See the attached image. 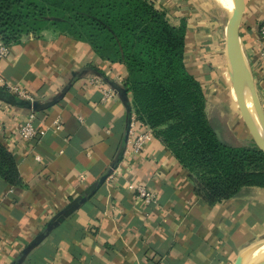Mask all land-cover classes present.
Instances as JSON below:
<instances>
[{
	"label": "crops",
	"instance_id": "0c3cea01",
	"mask_svg": "<svg viewBox=\"0 0 264 264\" xmlns=\"http://www.w3.org/2000/svg\"><path fill=\"white\" fill-rule=\"evenodd\" d=\"M153 1L172 23L187 20L186 67L208 103L225 111L222 95L234 94L223 90L231 78L229 1ZM262 21L264 0H243L240 40L254 78L262 77ZM0 78L33 97L11 94L17 104L0 97V145L12 152L22 179L12 187L0 178V264H234L264 236L261 190L214 206L197 197L188 171L138 120L125 65L45 30L10 46ZM31 112L46 134L27 143L18 132ZM132 125L152 138L125 159ZM129 183L144 185L155 202L145 204Z\"/></svg>",
	"mask_w": 264,
	"mask_h": 264
},
{
	"label": "trees",
	"instance_id": "16d2710c",
	"mask_svg": "<svg viewBox=\"0 0 264 264\" xmlns=\"http://www.w3.org/2000/svg\"><path fill=\"white\" fill-rule=\"evenodd\" d=\"M187 28V20L172 23L153 0H0L5 45L51 30L125 65V88L138 120L188 171L195 194L206 204L264 191V152L255 141L231 144L224 139L220 112L186 67ZM0 97L19 103L5 88ZM0 178L12 187L22 185L15 157L2 145Z\"/></svg>",
	"mask_w": 264,
	"mask_h": 264
},
{
	"label": "water",
	"instance_id": "95a60500",
	"mask_svg": "<svg viewBox=\"0 0 264 264\" xmlns=\"http://www.w3.org/2000/svg\"><path fill=\"white\" fill-rule=\"evenodd\" d=\"M226 29V57L232 83L248 118L254 141L264 152V106L240 40L243 0H231ZM32 107V104H31ZM32 109V108H31ZM219 138L221 135L217 132ZM234 264H264V239L239 252Z\"/></svg>",
	"mask_w": 264,
	"mask_h": 264
},
{
	"label": "built area",
	"instance_id": "2783aa9c",
	"mask_svg": "<svg viewBox=\"0 0 264 264\" xmlns=\"http://www.w3.org/2000/svg\"><path fill=\"white\" fill-rule=\"evenodd\" d=\"M258 33L262 43L259 63L261 65L260 66L261 74L262 76H264V21H262ZM9 56H10V47L4 44L0 35V60L7 59ZM255 79H257V77ZM0 85L3 86L10 94L16 95L21 99H27L28 101L31 102L33 101V97L31 95L27 94L18 86L12 85L2 78H0ZM103 93L106 99H110L113 97V93L111 92L103 90ZM35 120H36L35 113L31 112L28 118L21 124L18 135L22 141L27 143H34L35 141L40 140L42 137L45 136L46 129L37 127L35 124ZM54 125L57 128V130L61 129L60 120H56L54 122ZM135 127L136 126L132 125V127L129 130L130 139L128 140L126 149L123 154L124 156L123 158L125 159H129L133 156L140 155L143 152L146 143L152 138L151 134L143 131L138 132L135 129ZM35 160L40 161V157L36 155ZM128 189L131 192L136 193L137 196L147 205L153 204L155 202L154 193L147 190V188L142 184L129 183Z\"/></svg>",
	"mask_w": 264,
	"mask_h": 264
},
{
	"label": "rangeland",
	"instance_id": "374dc122",
	"mask_svg": "<svg viewBox=\"0 0 264 264\" xmlns=\"http://www.w3.org/2000/svg\"><path fill=\"white\" fill-rule=\"evenodd\" d=\"M255 83L259 91L261 102L264 106V76L257 77V79H255ZM223 88H224L223 90L227 92L229 89L232 90V92L234 93L231 99H229L228 96L226 95H222L221 104H223L222 105L223 109L226 110L219 111L220 108L218 110L220 112L218 113V115L220 116V125H222L223 128L222 132L224 139L231 144H240L243 142L250 144L254 143V137L251 131L248 118L246 116L242 103L238 98V95L235 90V86L232 83L231 78H230V84L229 83L228 85L224 84ZM227 92L224 93L226 94ZM213 106L215 107V104L214 105L212 104V107ZM258 193H260L259 195H257L259 198H264V191ZM262 238L264 239V236H262ZM262 238L256 240H263Z\"/></svg>",
	"mask_w": 264,
	"mask_h": 264
},
{
	"label": "bare ground",
	"instance_id": "6f19581e",
	"mask_svg": "<svg viewBox=\"0 0 264 264\" xmlns=\"http://www.w3.org/2000/svg\"><path fill=\"white\" fill-rule=\"evenodd\" d=\"M229 1V11H230V9L232 8V2H231V0H228Z\"/></svg>",
	"mask_w": 264,
	"mask_h": 264
}]
</instances>
